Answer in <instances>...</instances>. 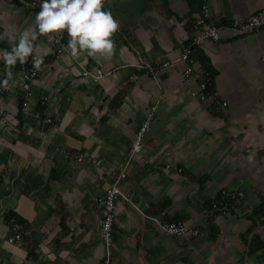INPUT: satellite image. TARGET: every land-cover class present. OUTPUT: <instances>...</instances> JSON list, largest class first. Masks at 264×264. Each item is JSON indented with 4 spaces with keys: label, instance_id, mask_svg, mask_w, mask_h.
<instances>
[{
    "label": "crops",
    "instance_id": "1",
    "mask_svg": "<svg viewBox=\"0 0 264 264\" xmlns=\"http://www.w3.org/2000/svg\"><path fill=\"white\" fill-rule=\"evenodd\" d=\"M206 2L214 21L227 24L219 41L197 47L217 72L215 97L206 102L191 96L198 82L183 76L187 65L202 68L196 53L189 63L179 60L198 13L186 0H105L121 27L114 56L100 64L55 58L51 42L39 37L44 61L20 123L19 74L12 69L0 102L7 116L0 114V264H103L98 199L125 166L108 264L262 263L263 250L248 253V243L254 236L264 242V217L248 218L246 227L234 214L215 216L211 204L221 189L244 191L251 210L264 201L263 163L251 154L243 160L240 142L242 126L264 121V27L243 37L227 29L263 9L264 0ZM39 3L0 0V49H11L9 26L35 27ZM89 68L108 74L82 77ZM156 103L142 149L129 159L138 125ZM62 149L101 165L77 164ZM161 212L201 234L192 240L163 234L148 219ZM12 221L29 232L23 248L7 242Z\"/></svg>",
    "mask_w": 264,
    "mask_h": 264
},
{
    "label": "built area",
    "instance_id": "2",
    "mask_svg": "<svg viewBox=\"0 0 264 264\" xmlns=\"http://www.w3.org/2000/svg\"><path fill=\"white\" fill-rule=\"evenodd\" d=\"M202 4L198 9L197 15L193 19L192 33L187 44L183 45L179 55V60L184 63H189L192 54V47H200L206 41L217 42L220 40V26L214 21L213 15L210 12L209 6L206 0H202ZM36 6L35 2L31 3ZM264 27V8L255 12L245 19H234L227 29L233 36L243 37L249 34H253ZM67 37L66 33L63 37L56 36L55 40L51 42L52 54L55 58H59L61 55L69 54L70 50L66 48ZM36 55V53H34ZM70 55V54H69ZM74 61L77 59L72 58ZM44 61V59H43ZM168 64H164L166 67ZM19 74V89L22 96V113L27 114V103L31 97V88L38 77V69L33 68V56H30L27 63L21 65L19 62L12 68ZM108 73H104L98 68L82 69V77L89 78L93 81L103 79ZM185 78L195 79L197 84V90L192 91L191 96L197 98L201 102H206L209 98L215 97L213 94H206L208 86L211 84L210 76L207 72L201 69H194L192 66L187 65L183 71ZM45 101L46 98H43ZM2 102V97H0ZM225 106V104H223ZM0 114L3 118L6 116V108L1 105ZM157 103L150 107L149 111L145 115V119L138 125V129L134 135L131 148L129 150L128 158L130 159L134 155L138 154L142 149V143L145 135L150 131L151 122L156 111ZM50 122V121H48ZM61 153L67 159L75 161L77 164L88 163L96 167L101 165V160L96 159L92 155H86L83 153H74L69 149H62ZM169 155L168 152H166ZM180 172V170H178ZM127 175L126 166L122 168L111 184L106 188L102 197L98 199L101 208V222L99 229V238L105 251V261L103 264H108L110 251L113 245V226L116 217V200L118 197H125L120 189L121 182ZM244 199V193L240 190L229 191L227 189H221L218 192L217 197L211 204V208L216 211H222V214L230 211V209L242 205ZM229 203H232L231 205ZM149 221L155 225L163 234L175 237L179 239H193L198 237L201 232L198 228L185 224L182 221H168L165 219V213L161 212L156 217H148ZM29 232L19 226L16 222L12 221L10 227V234L7 237V242L16 247H24L26 244V238ZM31 261V258H29Z\"/></svg>",
    "mask_w": 264,
    "mask_h": 264
},
{
    "label": "clouds",
    "instance_id": "3",
    "mask_svg": "<svg viewBox=\"0 0 264 264\" xmlns=\"http://www.w3.org/2000/svg\"><path fill=\"white\" fill-rule=\"evenodd\" d=\"M104 5L105 0H40L35 27L18 32L9 26L7 30V40L12 46L10 50L0 49V61L5 66V78L0 80V88L10 87L12 68L17 62L24 65L33 56V68L41 66L43 56L39 55L36 44L39 37L52 42L56 36L63 37L66 32V48L72 58L83 56L91 58L96 64L111 60L116 51L114 36L121 24L112 10H104Z\"/></svg>",
    "mask_w": 264,
    "mask_h": 264
},
{
    "label": "rangeland",
    "instance_id": "4",
    "mask_svg": "<svg viewBox=\"0 0 264 264\" xmlns=\"http://www.w3.org/2000/svg\"><path fill=\"white\" fill-rule=\"evenodd\" d=\"M241 122H242V124H244V123H246V120L242 119ZM251 122H253V121H251ZM242 128H243L242 129L243 133L241 135V141H240L242 144V151H241L242 152V155H241L242 159L243 160L245 159L243 155L248 156L249 154H251V157L258 159L257 163H259V162L263 163L262 164L263 170L262 171L258 170V172L260 173V179L264 178V121H257V125H255L254 128H249V126L248 127L242 126ZM256 130L258 131V133L257 132L254 133V131H256ZM245 164H247V163H245ZM257 165H259V164H257ZM240 191H242V190H240ZM242 192L244 193V191H242ZM246 205H247V203L245 201V193H244V199L242 200V205H240L239 207L236 206V207L230 209V211L225 212L223 215L229 216V214H234V217L236 218V220L238 222L241 221V223H243V225L245 223L246 227H247L250 225L248 218L251 217L252 210L250 207H248ZM262 222H264V220H262ZM259 224L263 226V228L261 229V231L263 232L264 231V224L261 222ZM190 240H192V239H190ZM262 253H264V250L262 251Z\"/></svg>",
    "mask_w": 264,
    "mask_h": 264
},
{
    "label": "trees",
    "instance_id": "5",
    "mask_svg": "<svg viewBox=\"0 0 264 264\" xmlns=\"http://www.w3.org/2000/svg\"><path fill=\"white\" fill-rule=\"evenodd\" d=\"M186 2L188 3V5L190 7L197 6V9H199L203 1L202 0H186ZM221 24L227 25L225 21H221L220 25L218 24V26H221ZM192 52L196 53L197 59L200 62L202 69L205 72H207L208 75L210 76L211 84L208 86L206 94L211 95V94H213V92H215L213 81H214V78H215L217 72L211 67L208 59L202 55L201 51L196 46L192 47ZM4 90H5L4 88H0V97H3L5 95ZM215 101H216V99H214V102ZM22 103H23L22 96H20L19 97V103H18V113H17V119H18L19 123H20V118H21L20 116L22 113ZM229 204L231 205L232 203H229ZM221 214H222V211H216L215 210V212H214L215 216H218ZM263 217H264V201L262 198L261 204L252 210L250 218L252 219V221L255 219H257L259 221ZM9 218H11V216ZM262 250H264V242H262L259 237L254 236L248 243V253L252 254V253H256L258 251H262ZM259 259L262 260L261 264H264V253L259 255Z\"/></svg>",
    "mask_w": 264,
    "mask_h": 264
}]
</instances>
